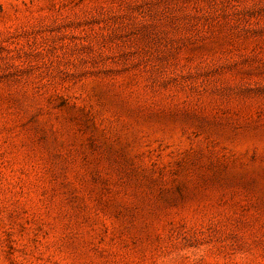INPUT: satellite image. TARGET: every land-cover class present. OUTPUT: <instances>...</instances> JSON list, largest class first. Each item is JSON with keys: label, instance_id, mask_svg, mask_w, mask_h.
Masks as SVG:
<instances>
[{"label": "rangeland", "instance_id": "374dc122", "mask_svg": "<svg viewBox=\"0 0 264 264\" xmlns=\"http://www.w3.org/2000/svg\"><path fill=\"white\" fill-rule=\"evenodd\" d=\"M0 264H264V0H0Z\"/></svg>", "mask_w": 264, "mask_h": 264}]
</instances>
